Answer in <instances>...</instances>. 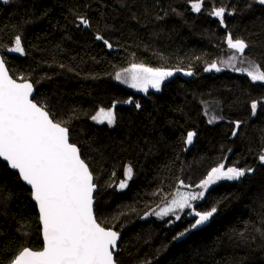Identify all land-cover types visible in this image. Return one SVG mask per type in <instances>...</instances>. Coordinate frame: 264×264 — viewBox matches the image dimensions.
Listing matches in <instances>:
<instances>
[{"label": "trees", "instance_id": "trees-1", "mask_svg": "<svg viewBox=\"0 0 264 264\" xmlns=\"http://www.w3.org/2000/svg\"><path fill=\"white\" fill-rule=\"evenodd\" d=\"M194 2L0 1L4 62L68 127L95 178L97 221L122 235L117 264H264V82L233 69L205 71L228 61L229 34L248 43L244 55L264 70V5L203 0L195 12ZM218 7L226 9L224 25L210 14ZM17 35L24 54H8ZM133 64L193 74L145 95L115 81ZM101 109L113 111V126L93 122ZM220 164L251 171L208 189L194 208H217L205 224L192 229L197 217L187 215L143 220L171 201L181 182L196 186ZM24 247H43L39 213L31 190L0 160V264Z\"/></svg>", "mask_w": 264, "mask_h": 264}, {"label": "snow or ice", "instance_id": "snow-or-ice-1", "mask_svg": "<svg viewBox=\"0 0 264 264\" xmlns=\"http://www.w3.org/2000/svg\"><path fill=\"white\" fill-rule=\"evenodd\" d=\"M2 2L8 4L10 0ZM202 2L198 0L192 3V10L200 12ZM254 2L264 5V0ZM225 13L224 7H218L210 14L219 18L224 25ZM80 24L89 26L86 18H81ZM96 39L102 40L108 48L112 47L102 35L98 34ZM226 42L228 48L240 57H244L245 49L249 47L245 40L233 38L231 34L226 37ZM14 43L15 47L7 50L24 54L19 35L15 37ZM237 58L235 55L229 57L227 66L245 73L253 82H264V70H261L260 65L250 62L247 68H236ZM212 70L219 72L222 69L216 63H211L205 71ZM124 71L127 79L122 73H117L115 79L144 92L149 87L159 91L164 80L173 75L170 70L142 64H133ZM192 74L191 71L185 72V75ZM32 96L33 84L26 81L17 83L9 75L4 60L0 59V158L18 172L19 179L31 187V196L39 210L43 238L42 249L24 247L10 264H114L113 249L116 248L119 234L97 222L93 211L96 185L89 165L81 158L79 148L70 142L68 127L56 121L53 114L35 102ZM127 102L132 103L131 100ZM136 107L140 105L137 103ZM251 109L255 114L257 104L252 103ZM92 118L100 123L106 120L109 125L115 122L113 111L103 109ZM239 126V122H236V128ZM194 135L192 132L187 134L188 144L192 143ZM260 160L264 162V155L260 156ZM249 171L251 169L236 167L225 170V166L220 164L212 168L207 178L197 185L202 191H178L170 204L155 212V215L164 217L177 210L189 209L192 210L190 214L197 217L191 227L201 226L213 217L217 208L199 211L194 209L192 202L203 199L209 185L220 180H239ZM131 175L132 169L129 167L126 177L130 179ZM119 187H126V182L121 181ZM175 218L179 220L180 216L176 215Z\"/></svg>", "mask_w": 264, "mask_h": 264}, {"label": "rangeland", "instance_id": "rangeland-1", "mask_svg": "<svg viewBox=\"0 0 264 264\" xmlns=\"http://www.w3.org/2000/svg\"><path fill=\"white\" fill-rule=\"evenodd\" d=\"M0 1L2 2V0H0ZM213 16H214V15H213ZM214 17H215V16H214ZM215 18H217V17H215ZM217 19H219V18H217ZM231 51H232V52H231L230 57L233 56V55H235V56L238 57L237 60L235 61V66H236V68H247V67H249V63H250V62H254V61L250 60L249 58H247L245 55H244V57H240V55H239L238 53H235L234 50H231ZM224 61H225V60H224ZM224 61L220 62V64H219V65H220V68L223 69V70H225V69H232L231 67L227 66V63H224ZM241 61H243V62H241ZM254 63H255V62H254ZM130 68H131V67H130ZM170 71L173 72V75H172L171 77H168L167 79L164 80V82L161 84V88H160L159 91H157L156 89H153V88L149 87V88H148V91H147V92H144V91H140V90H138V89H136V88H132V87H130L128 83H123V82H121V81H119V80H116V79H115V81L118 82L119 84L125 86L126 88H128V89H130V90H133V91H136V92H139V93H142V94H145V95H146V94H147L148 92H150V91H153V92H161L163 84H165L166 82H168V81L174 79L176 76H179V75H180V76L185 77V78H189V77H190L189 75H185V72H187V71H177V70H170ZM207 72H209V71H207ZM119 73H122L123 76H124V78L127 79V73H126L125 71H122V72H119ZM256 110H257V109H256ZM97 114H98V113H97ZM97 114H96L95 116H97ZM93 122L96 123V124H100V125H102V124L109 125V124L107 123L106 120H105L103 123H100V122H98L97 120H94V119H93ZM113 124H114V123H113ZM113 124H112V125H109V126H113ZM237 129H238V128H236V131H235V132H237ZM223 165H224V164H223ZM224 166H225V165H224ZM226 169H227V168H226V166H225V170H226ZM220 181H230V180H220ZM231 181H233V180H231ZM217 182H219V181H217ZM199 184H200V183H199ZM199 184H198V185H199ZM212 185H213V184H211V185L208 186L206 192L208 191V189H209ZM202 190H203V189H200L199 187H197V185H196V186H189V185H184V184L181 183L180 186H179V189L176 191V193H175L174 197L172 198V200L176 197V194H177L178 191H179V192H192V193H198V192H200V191H202ZM206 192H205V194H206ZM201 200H203V199H201ZM201 200H197V201H193V202H192L193 205H194V208H195L196 203L200 202ZM170 202H171V201H169L168 203H165V204L161 205L160 207H158V208H156V209H153V210L149 211V212L143 217V220L155 219V220L163 221V220H167V219H171V218L177 220V219L175 218L176 215H179L180 218H181L183 215H187L188 218H190V219L194 217L193 214H190V213L192 212V210H189V209H184L183 211L177 210L176 213H170L168 216H164V217H159V216L155 215V212H159V211H161L163 208L167 207V206L170 204ZM192 229H194V228H192Z\"/></svg>", "mask_w": 264, "mask_h": 264}, {"label": "water", "instance_id": "water-1", "mask_svg": "<svg viewBox=\"0 0 264 264\" xmlns=\"http://www.w3.org/2000/svg\"><path fill=\"white\" fill-rule=\"evenodd\" d=\"M86 28H87V27H86ZM14 47H15V46H14ZM8 54L21 55L20 53L9 52V51H8ZM0 59H3L1 53H0ZM3 60H4V59H3ZM5 66H6V68H7L6 63H5ZM7 70H8V68H7ZM8 72H9V70H8ZM9 75L11 76L10 72H9ZM11 77H12V76H11ZM12 78H13V77H12ZM13 79H14V78H13ZM14 80H15V79H14ZM16 81H17V80H16ZM22 82H25V81H17V83H22ZM26 82L32 83L31 81H26ZM32 84H33V83H32ZM35 95H36V89H35V87H34V85H33V96H32L33 99H34ZM69 135H70V132H69ZM70 142H71V141H70ZM79 150H80V149H79ZM80 154H81V151H80ZM81 158H82V155H81ZM82 159H83V158H82ZM0 160H1L3 163H5L6 165H8L7 162H6V161H3L2 158H0ZM8 167H9V166H8ZM9 168H10V167H9ZM10 170L18 174V172H17L16 170H13V169H11V168H10ZM89 170H90V168H89ZM90 171H91V170H90ZM93 177H94V176H93ZM21 181H22V180H21ZM22 182H23V184H25V185L31 190V187H30L29 185H27L24 181H22ZM93 182H94V184H95V178H94ZM95 185H96V184H95ZM97 190H98V188H97V185H96L95 191L93 192V198H94V200H93V211H94V215H95V205H96V199H95V196H96ZM32 199H33V198H32ZM33 201H34V200H33ZM34 203L36 204L35 201H34ZM36 206H37V205H36ZM37 210H38V206H37ZM38 213H39V210H38ZM97 222H98V221H97ZM40 225H41V224H40ZM111 230H113V229H111ZM113 231H115V230H113ZM116 232H117V231H116ZM117 233H118V232H117ZM41 234H42V225H41ZM118 234H119V235H118V239H117V242H116V248L113 249V253H114V255H113L114 264H117V263H116V255H117V253H118L119 244H120L121 239H122V235H121L120 233H118ZM42 240H43V238H42Z\"/></svg>", "mask_w": 264, "mask_h": 264}, {"label": "bare ground", "instance_id": "bare-ground-1", "mask_svg": "<svg viewBox=\"0 0 264 264\" xmlns=\"http://www.w3.org/2000/svg\"><path fill=\"white\" fill-rule=\"evenodd\" d=\"M10 169V168H9Z\"/></svg>", "mask_w": 264, "mask_h": 264}]
</instances>
